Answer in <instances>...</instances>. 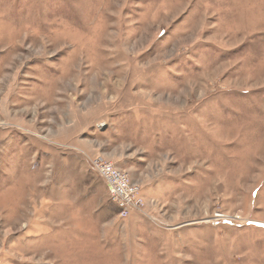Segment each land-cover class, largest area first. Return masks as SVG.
Segmentation results:
<instances>
[{"label":"rangeland","instance_id":"1","mask_svg":"<svg viewBox=\"0 0 264 264\" xmlns=\"http://www.w3.org/2000/svg\"><path fill=\"white\" fill-rule=\"evenodd\" d=\"M0 264H264V0H0Z\"/></svg>","mask_w":264,"mask_h":264},{"label":"built area","instance_id":"2","mask_svg":"<svg viewBox=\"0 0 264 264\" xmlns=\"http://www.w3.org/2000/svg\"><path fill=\"white\" fill-rule=\"evenodd\" d=\"M93 171L103 180L108 188L110 199L125 214L137 209L136 195L139 186L134 183L125 171L117 168L104 157L90 160Z\"/></svg>","mask_w":264,"mask_h":264},{"label":"crops","instance_id":"3","mask_svg":"<svg viewBox=\"0 0 264 264\" xmlns=\"http://www.w3.org/2000/svg\"><path fill=\"white\" fill-rule=\"evenodd\" d=\"M108 189V188H107Z\"/></svg>","mask_w":264,"mask_h":264}]
</instances>
